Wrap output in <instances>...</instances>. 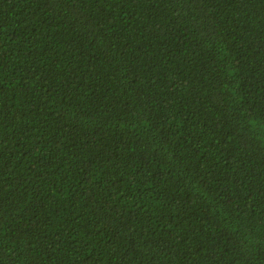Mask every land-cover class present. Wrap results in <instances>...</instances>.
Listing matches in <instances>:
<instances>
[{
    "label": "trees",
    "instance_id": "1",
    "mask_svg": "<svg viewBox=\"0 0 264 264\" xmlns=\"http://www.w3.org/2000/svg\"><path fill=\"white\" fill-rule=\"evenodd\" d=\"M0 264H264V0H0Z\"/></svg>",
    "mask_w": 264,
    "mask_h": 264
}]
</instances>
